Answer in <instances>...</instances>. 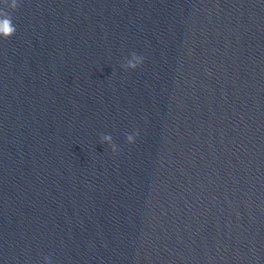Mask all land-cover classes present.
Masks as SVG:
<instances>
[{"label": "water", "instance_id": "95a60500", "mask_svg": "<svg viewBox=\"0 0 264 264\" xmlns=\"http://www.w3.org/2000/svg\"><path fill=\"white\" fill-rule=\"evenodd\" d=\"M45 257L264 264V0H0V264Z\"/></svg>", "mask_w": 264, "mask_h": 264}, {"label": "clouds", "instance_id": "9594fccd", "mask_svg": "<svg viewBox=\"0 0 264 264\" xmlns=\"http://www.w3.org/2000/svg\"><path fill=\"white\" fill-rule=\"evenodd\" d=\"M8 22L9 21L7 19H4L2 21V23H4V24H7ZM10 31H11L10 29L6 30V32H10ZM143 60H144V57L142 55H139L136 52H132V54L130 56L125 58V63H124L123 66L125 68H133V69H135L138 65L143 63ZM102 139H103V141H106L109 144H111L113 152L118 151V145L113 143V137L110 134L103 135ZM127 140L129 142H133L135 140V136L133 134H129L127 136ZM45 262H46V264H52V261H51L50 257H45Z\"/></svg>", "mask_w": 264, "mask_h": 264}]
</instances>
